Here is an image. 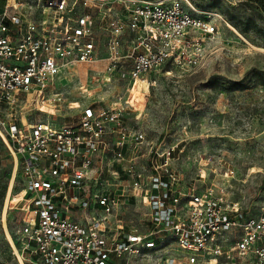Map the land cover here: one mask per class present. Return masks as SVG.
<instances>
[{
    "label": "built area",
    "instance_id": "1",
    "mask_svg": "<svg viewBox=\"0 0 264 264\" xmlns=\"http://www.w3.org/2000/svg\"><path fill=\"white\" fill-rule=\"evenodd\" d=\"M3 1L0 138L29 201L15 244L20 264L146 256L157 264H264V207L251 214L208 189L182 191L171 151H155L125 123L135 89L152 74L200 66L211 19L171 0ZM78 67L103 68L93 89L121 80L129 99L116 91L82 105L76 118L56 116L59 83ZM26 107L47 119L18 118ZM144 147L150 170L141 167ZM131 205L146 210L147 229L125 223Z\"/></svg>",
    "mask_w": 264,
    "mask_h": 264
},
{
    "label": "rangeland",
    "instance_id": "2",
    "mask_svg": "<svg viewBox=\"0 0 264 264\" xmlns=\"http://www.w3.org/2000/svg\"><path fill=\"white\" fill-rule=\"evenodd\" d=\"M171 1L209 17L215 33L205 40L200 66H166L148 78L150 85L138 86L125 123L142 131L155 151H171L170 164L181 178L182 191L208 189L256 214L264 207V0ZM3 5L0 0V11ZM102 69L78 67L70 81L59 83L64 102L56 116L76 118L82 105L116 91L129 99V86L121 80L93 89L99 86ZM16 114H23L28 123L48 117L33 107ZM147 151L141 150L146 155L141 167L150 170ZM28 203L19 169L0 138V264H20L7 233L16 244ZM139 209L129 206L123 219L145 230L146 210ZM173 247L179 249L176 243ZM171 256L176 258V252ZM131 260L157 264L153 256Z\"/></svg>",
    "mask_w": 264,
    "mask_h": 264
},
{
    "label": "bare ground",
    "instance_id": "3",
    "mask_svg": "<svg viewBox=\"0 0 264 264\" xmlns=\"http://www.w3.org/2000/svg\"><path fill=\"white\" fill-rule=\"evenodd\" d=\"M11 190H12V186L10 187L9 195H10V193H11ZM7 234H8V238H9V240H10V242H11V245H12L13 249H14L15 252H16V245H15V242H14L13 238L11 237L10 233L8 232ZM20 262H21V261H20Z\"/></svg>",
    "mask_w": 264,
    "mask_h": 264
},
{
    "label": "crops",
    "instance_id": "4",
    "mask_svg": "<svg viewBox=\"0 0 264 264\" xmlns=\"http://www.w3.org/2000/svg\"><path fill=\"white\" fill-rule=\"evenodd\" d=\"M3 9V8H2ZM2 9H1V11H2Z\"/></svg>",
    "mask_w": 264,
    "mask_h": 264
}]
</instances>
